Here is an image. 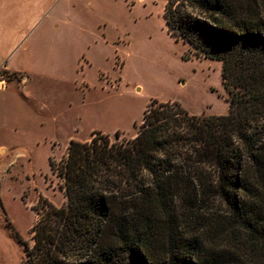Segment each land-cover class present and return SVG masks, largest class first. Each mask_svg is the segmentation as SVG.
Returning <instances> with one entry per match:
<instances>
[{
    "label": "trees",
    "instance_id": "obj_1",
    "mask_svg": "<svg viewBox=\"0 0 264 264\" xmlns=\"http://www.w3.org/2000/svg\"><path fill=\"white\" fill-rule=\"evenodd\" d=\"M164 18L185 59L222 62L229 113L151 98L133 138L72 139L26 264H264V0H167Z\"/></svg>",
    "mask_w": 264,
    "mask_h": 264
},
{
    "label": "rangeland",
    "instance_id": "obj_2",
    "mask_svg": "<svg viewBox=\"0 0 264 264\" xmlns=\"http://www.w3.org/2000/svg\"><path fill=\"white\" fill-rule=\"evenodd\" d=\"M129 1L131 6L123 1L124 14L149 24L147 33L152 41L140 59L143 69L132 73L127 77L128 83L116 88L112 86L117 85L119 79H110L108 74L107 82L111 84L89 92L90 96L97 97V103L109 102L106 105L112 106L115 114L122 118L104 119L91 105L78 117L77 111L82 108L80 102H68L69 97L74 98L78 93L49 81L40 84L30 81L23 87L25 95L31 93L30 101L25 99V103L32 106L31 112L26 111L24 104L12 103L11 124L0 129V264H26L23 242H33L31 229L37 219L34 207L41 197H47L56 206L66 203L64 178L59 167L67 156L64 144L70 134L87 139L93 125L119 120L130 134H109L111 140L131 139L137 133L135 123L141 124L139 120L151 98L179 101L192 115H219L230 111L222 62L194 54L185 59L188 44L172 35L170 41L163 36L167 31L164 18L167 0ZM2 77L14 79L18 75L9 71L2 73ZM11 85L17 86L15 82Z\"/></svg>",
    "mask_w": 264,
    "mask_h": 264
},
{
    "label": "crops",
    "instance_id": "obj_3",
    "mask_svg": "<svg viewBox=\"0 0 264 264\" xmlns=\"http://www.w3.org/2000/svg\"><path fill=\"white\" fill-rule=\"evenodd\" d=\"M123 1L131 6L129 0H0V70L18 75L14 79L0 76V129L11 124L13 101L24 104L27 112L32 111V106L25 103V99L30 101L31 93L27 96L22 92L30 81L61 83L73 89L78 94L69 97L68 102H80L78 117L91 105L104 119L122 118L106 105L109 102L97 103V97L89 92L111 84L107 82L108 74L110 79L122 81L111 85L116 88L143 69L140 59L152 41L147 33L149 24L127 17ZM170 35L167 29L163 36L170 41ZM14 82L16 87L11 85ZM142 119L143 115L139 122ZM115 121L93 125L90 136L94 130L110 135L116 131L130 134L121 121ZM90 136L85 139L70 134L64 145L68 147L72 139L88 141Z\"/></svg>",
    "mask_w": 264,
    "mask_h": 264
}]
</instances>
